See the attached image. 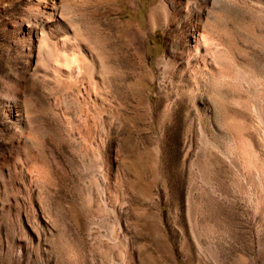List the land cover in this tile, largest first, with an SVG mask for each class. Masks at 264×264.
Segmentation results:
<instances>
[{"label": "rangeland", "instance_id": "rangeland-1", "mask_svg": "<svg viewBox=\"0 0 264 264\" xmlns=\"http://www.w3.org/2000/svg\"><path fill=\"white\" fill-rule=\"evenodd\" d=\"M225 1L57 0L54 74L0 0V264H264V0Z\"/></svg>", "mask_w": 264, "mask_h": 264}, {"label": "bare ground", "instance_id": "bare-ground-1", "mask_svg": "<svg viewBox=\"0 0 264 264\" xmlns=\"http://www.w3.org/2000/svg\"><path fill=\"white\" fill-rule=\"evenodd\" d=\"M216 1L222 5V8L228 11L234 9L230 2L228 5L231 6H228L226 4L227 1L225 0ZM38 2L42 3V5L45 6V9L39 8L38 14L40 18L34 24L32 23V25L28 26V38L30 40L31 48L35 51L34 60L37 68H40L41 65H46L53 70L54 74H57L61 70L62 58L60 53L62 52H59V49H54L56 46L53 45V39L58 40L59 45L61 44L60 46L65 47L68 45L67 39L69 37L63 38L64 33L61 31L60 27L62 15H60V12L58 11L57 0H38ZM71 73L72 72H70V74Z\"/></svg>", "mask_w": 264, "mask_h": 264}]
</instances>
